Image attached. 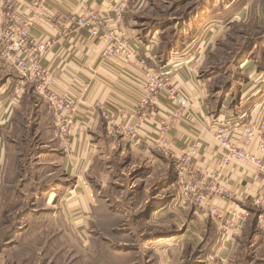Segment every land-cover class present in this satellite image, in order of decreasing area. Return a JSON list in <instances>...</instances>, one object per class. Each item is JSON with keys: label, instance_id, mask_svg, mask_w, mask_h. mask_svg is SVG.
<instances>
[{"label": "crops", "instance_id": "crops-1", "mask_svg": "<svg viewBox=\"0 0 264 264\" xmlns=\"http://www.w3.org/2000/svg\"><path fill=\"white\" fill-rule=\"evenodd\" d=\"M117 1L43 0L42 7L38 8L34 5V0H14L20 11L35 16L36 21L31 29L32 37L48 43L41 63L55 74L56 89L80 95L81 86L85 83L89 86L84 93L85 102L82 103L76 118L77 124L83 125L84 128L73 133L69 152L64 150L57 135L54 118L46 106V101L33 90L28 92L33 97L32 104L37 112L36 128L42 135H46L49 129L51 134L47 141L51 144L49 148L51 152L60 150L61 167L72 181V184L68 183L66 194L62 198V202H65L61 212L62 220L71 223L77 218L79 223L82 221L81 224L86 225L92 218L91 208L97 207L95 197L99 196V200L111 202L100 192L107 189L109 184L120 185L118 176L120 174L115 173V162L123 160L125 161L120 166L121 176L125 175L127 170L139 171L144 166L149 169L143 180L147 181V184L152 183L146 192L151 188L154 193L145 202L163 204L181 202L179 197L184 184L178 178L176 162L199 141V152L193 159L198 174L204 180L210 181L212 176L220 172L222 176L217 182L231 195L213 196L211 200V205L220 210L221 217L205 215L192 204L187 207L193 209L194 216L213 220L219 229L223 228L225 234L229 235H225L221 250L228 251L229 247L232 248L233 238L243 233L250 221L257 226L255 240L258 239L259 245L264 248V213L261 207L253 204L256 196L264 194V176L252 164L235 160L222 164L223 149L215 137L216 126L223 122L233 123L237 136H241L243 122L263 111L264 67L260 68L249 56V59L241 62L244 80L233 79L228 83L227 89L220 86L210 88V78L203 74L208 59L205 53L213 50L214 37L220 31H224L232 19L227 23L221 19L209 20L203 30L204 39L193 41L184 49L166 55L162 50V40H158L156 34L144 35L139 32L133 25V17L128 16L130 13L128 10L123 31L130 38L133 50L139 53L134 59L129 60L122 56L103 58L105 44L101 40L90 36L87 29H74L68 26L66 28L54 17L56 14L83 13L85 6L113 15L114 4ZM2 2L3 0H0V5ZM249 7L250 3L248 5L246 3L237 10L234 19H249L251 15ZM143 59L152 66L172 68L174 82L189 100L184 116L168 129L167 138L172 141V149L168 154L156 145L159 127L164 122L170 123L172 111L170 101L164 96L160 97L154 108H147L142 115L143 144L140 147L135 146L127 138L112 134L96 108L99 103H107L121 106L129 112L135 109L142 95L144 68L140 61ZM5 63L11 66L10 62ZM20 78L21 76L17 75L7 76L2 83V91L13 92L16 82L24 85L25 80ZM16 100V98L5 100L3 115H7L6 118L11 116ZM6 122L7 119L2 123ZM52 142H56L58 149L54 148ZM105 144H108L109 148H106ZM252 150L259 156H264L256 143ZM0 153L3 156L2 152ZM103 159H108L109 162L108 167L101 170L100 174L104 175L105 179L98 188L91 177L96 174L98 162H102ZM112 159H115V162L110 161ZM111 176L113 179L110 180ZM93 187L98 194H94ZM181 208L184 210L185 207ZM79 232L86 233V230ZM220 237H215L217 244L223 240L222 236Z\"/></svg>", "mask_w": 264, "mask_h": 264}, {"label": "rangeland", "instance_id": "rangeland-1", "mask_svg": "<svg viewBox=\"0 0 264 264\" xmlns=\"http://www.w3.org/2000/svg\"><path fill=\"white\" fill-rule=\"evenodd\" d=\"M246 3L249 19H234ZM128 10L139 32L162 40L166 55L204 39L207 22L232 19L214 37L213 50L205 53L203 74L210 78V88L227 89L233 79L244 80L241 62L249 56L264 67V0H144L131 3ZM1 59L0 264H264V248L254 238L258 230L253 221L233 238L232 248L223 251V228L194 216L190 204L145 202L154 193L151 188L146 192L152 183L143 180L149 169L127 170L122 177L125 160H110L116 163L120 185L109 184L100 194L111 202L95 197L97 207L91 208L86 225L77 218L71 223L62 220V198L72 181L61 167L56 142L52 143L58 151L49 148V129L42 135L36 128L37 112L28 93L34 91L32 84L16 82L13 92L2 91L7 76L21 74ZM7 98L17 99L8 118L3 115ZM107 162H98L91 177L98 188ZM83 229L86 233L79 232ZM220 236L223 240L217 244L215 237Z\"/></svg>", "mask_w": 264, "mask_h": 264}, {"label": "built area", "instance_id": "built-area-1", "mask_svg": "<svg viewBox=\"0 0 264 264\" xmlns=\"http://www.w3.org/2000/svg\"><path fill=\"white\" fill-rule=\"evenodd\" d=\"M42 1L34 0V5L42 7ZM142 1L144 0H118L114 4L113 15L85 6L83 13L56 14L54 17L66 28L68 26L87 29L90 36L101 40L105 44L103 58L122 56L130 60L139 53L133 50L130 38L123 31L124 19L128 6L133 2L139 4ZM35 21V16L20 11L14 0H3L0 5V56L10 62L24 80L32 84L34 92L46 101L54 118L57 135L64 150L69 152L73 133L84 128L83 125L77 124L76 118L82 103L85 102L84 93L89 86L88 83L83 84L80 95L56 89L55 74L41 63L48 43L31 35ZM140 64L144 68V78L142 95L135 109L129 112L121 106L107 103H99L96 108L112 134L127 138L140 147L143 144L142 115L147 108H154L160 97L164 96L170 101L172 111L170 123L164 122L159 127L156 145L168 154L172 149V141L167 138L168 129L184 116L189 100L174 82L172 68L152 66L145 59L141 60ZM242 127L243 132L238 137L233 123L223 122L216 126L215 137L223 149L222 164L234 160L252 164L264 176V156H259L252 150L256 143L258 150L264 154V109L260 114L243 122ZM199 145L200 142H196L176 162L178 178L184 184L179 200L194 205L205 215L221 217L220 210L211 205V200L213 196L231 194L217 182L222 176L220 172L212 176L210 181L204 180L198 174L193 159L199 152ZM253 204L261 207L264 213V194L256 196Z\"/></svg>", "mask_w": 264, "mask_h": 264}]
</instances>
